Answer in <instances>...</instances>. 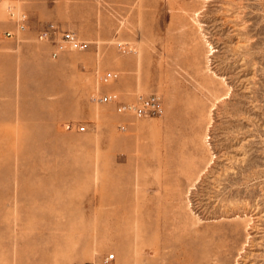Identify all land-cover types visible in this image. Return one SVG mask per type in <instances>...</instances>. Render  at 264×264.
<instances>
[{"label": "rangeland", "instance_id": "1", "mask_svg": "<svg viewBox=\"0 0 264 264\" xmlns=\"http://www.w3.org/2000/svg\"><path fill=\"white\" fill-rule=\"evenodd\" d=\"M0 264H264V0H0Z\"/></svg>", "mask_w": 264, "mask_h": 264}, {"label": "built area", "instance_id": "2", "mask_svg": "<svg viewBox=\"0 0 264 264\" xmlns=\"http://www.w3.org/2000/svg\"><path fill=\"white\" fill-rule=\"evenodd\" d=\"M9 15L14 20L16 24V30H7L3 33L5 37H14L29 28L28 14L25 10L20 9L17 4H10L8 6ZM40 39L53 40L56 44L57 50L64 49H86L89 42L82 40L76 34V32L68 29H63L55 23H50L45 29L41 30L39 33ZM116 76L113 71H108L102 75L103 81H108L109 79ZM116 99V95L113 93H106L102 95L99 100L103 102H111ZM163 103L160 96L156 94H150L147 96H139L134 102H129L119 105L120 112H128L137 117H144L149 115H160L163 113ZM74 125L68 123L66 125L67 129L73 128ZM79 130H85V125H78Z\"/></svg>", "mask_w": 264, "mask_h": 264}, {"label": "bare ground", "instance_id": "3", "mask_svg": "<svg viewBox=\"0 0 264 264\" xmlns=\"http://www.w3.org/2000/svg\"><path fill=\"white\" fill-rule=\"evenodd\" d=\"M115 200V199H114ZM142 249V248H141ZM157 249V248H156ZM156 251V250H155ZM216 256H217V254H216Z\"/></svg>", "mask_w": 264, "mask_h": 264}, {"label": "crops", "instance_id": "4", "mask_svg": "<svg viewBox=\"0 0 264 264\" xmlns=\"http://www.w3.org/2000/svg\"><path fill=\"white\" fill-rule=\"evenodd\" d=\"M23 36V35H22Z\"/></svg>", "mask_w": 264, "mask_h": 264}]
</instances>
